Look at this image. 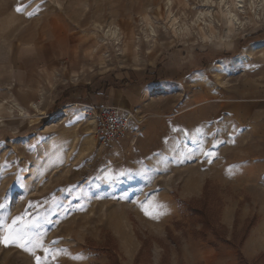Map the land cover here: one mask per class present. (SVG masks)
<instances>
[{
	"label": "rangeland",
	"instance_id": "rangeland-1",
	"mask_svg": "<svg viewBox=\"0 0 264 264\" xmlns=\"http://www.w3.org/2000/svg\"><path fill=\"white\" fill-rule=\"evenodd\" d=\"M185 1L208 10L206 0H173L172 14L168 0H0V202L9 219L39 203L46 241L65 250L53 264L264 254V10L229 29L213 6L212 32L191 14L179 35L171 19L185 18ZM88 104L137 107L142 122L101 147ZM147 193L166 206L159 219L136 203ZM0 264L35 260L0 244Z\"/></svg>",
	"mask_w": 264,
	"mask_h": 264
},
{
	"label": "snow or ice",
	"instance_id": "snow-or-ice-1",
	"mask_svg": "<svg viewBox=\"0 0 264 264\" xmlns=\"http://www.w3.org/2000/svg\"><path fill=\"white\" fill-rule=\"evenodd\" d=\"M25 7L23 5L17 6L15 10L23 12ZM26 14L31 16L34 12H27ZM197 131L200 130L197 129ZM216 143H219V141H215L213 147ZM199 151L211 163V158L215 153L205 148L203 144L199 145ZM136 203L144 214L152 219H159L165 214L166 206L151 193H147L143 201H137ZM39 207V203L29 202L23 212L9 219V216L3 211L6 208V204L0 202V244L5 247L16 246L28 252L34 256L35 264H53V262L58 261L59 256L65 250L55 247L56 240L46 241V231L43 225L44 222L50 224L51 221L39 214Z\"/></svg>",
	"mask_w": 264,
	"mask_h": 264
},
{
	"label": "bare ground",
	"instance_id": "bare-ground-1",
	"mask_svg": "<svg viewBox=\"0 0 264 264\" xmlns=\"http://www.w3.org/2000/svg\"><path fill=\"white\" fill-rule=\"evenodd\" d=\"M173 3H174L173 0H168L167 2V8L170 10L171 14H172L171 9L174 5ZM182 5L185 8V18H183L180 21L175 15H172V19H171V21H173L172 26L176 28L175 32L179 35L184 34L186 32L187 34L191 32V27L188 25L186 21L189 18L188 15L191 14H193L192 16L195 17L193 18L192 24L197 29H200V31H202L203 29H205V26H210V31L212 32L214 29L213 26L215 25L213 21L215 18V14L213 12L215 8L212 9L213 6H217L218 8L221 9L222 16L225 19V25L229 29L231 28L235 29L236 27L239 26V24H242L240 16L242 14L246 15L250 13L248 11L249 8L251 10L254 9L256 12H259L260 10H264V0H249V2H247V0H219V2L216 3V5H213V2H209V0L208 1L206 0L205 5H208V10L206 11L198 10L200 7L198 9L196 7H192L191 4L186 1L182 2ZM193 10H195L194 13ZM160 11H161L160 15L163 16V12H162L163 9L161 8ZM176 25L179 26L177 27ZM152 31L153 33L155 32V30L153 29ZM112 36L116 37V40L118 39L116 31L112 32ZM203 36L206 38V35L204 33ZM129 49H131V47ZM120 107L125 108L123 106ZM35 108H38V106H36ZM52 116H55V114H53Z\"/></svg>",
	"mask_w": 264,
	"mask_h": 264
},
{
	"label": "built area",
	"instance_id": "built-area-1",
	"mask_svg": "<svg viewBox=\"0 0 264 264\" xmlns=\"http://www.w3.org/2000/svg\"><path fill=\"white\" fill-rule=\"evenodd\" d=\"M82 113L94 124V137L101 147L125 138L142 122L137 107L115 105H83Z\"/></svg>",
	"mask_w": 264,
	"mask_h": 264
},
{
	"label": "trees",
	"instance_id": "trees-1",
	"mask_svg": "<svg viewBox=\"0 0 264 264\" xmlns=\"http://www.w3.org/2000/svg\"><path fill=\"white\" fill-rule=\"evenodd\" d=\"M128 81L127 80H124V81H122V84H125V83H127ZM196 212L197 213H201V211H199V210H196ZM202 214H203V212H202ZM205 215V214H204ZM205 216H207V213H206V215ZM207 217H209V216H207ZM239 262H240V264H257V263H259V264H264V254H261V255H259L255 260H253V261H249L248 259H246L245 257H244V255L241 253V252H239Z\"/></svg>",
	"mask_w": 264,
	"mask_h": 264
}]
</instances>
